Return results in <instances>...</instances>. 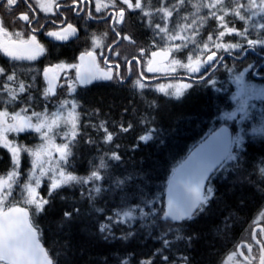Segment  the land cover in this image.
<instances>
[{
	"label": "trees",
	"instance_id": "1",
	"mask_svg": "<svg viewBox=\"0 0 264 264\" xmlns=\"http://www.w3.org/2000/svg\"><path fill=\"white\" fill-rule=\"evenodd\" d=\"M172 2L174 0H167L169 5ZM197 2L198 0H186L179 13H173L168 22L170 31L176 23L182 22V16L189 17L188 23L197 19L192 15L195 12L192 5ZM203 2L207 3L208 0ZM160 4L161 0H142L145 10H154ZM207 12L208 9L204 8L200 15L205 16ZM151 19L153 25L158 22L162 26L164 24L159 14H154ZM135 20L129 31L135 41L136 55L141 49L146 50L142 60L147 67L146 60L150 53L160 50L164 42L156 34L158 30L148 25L149 17L143 16L140 10L137 16L135 12ZM226 20L232 21L229 27L234 26L243 31L242 23L232 17L230 12ZM196 27L199 28L195 37L198 41H206L210 34L213 39L216 38L218 29L215 18L207 19L203 27L198 22ZM125 31L128 32V29ZM256 37L249 35V38ZM239 40L240 37L235 35L224 37L225 42ZM192 47L189 44L187 48L174 52V57L186 63L187 54ZM256 51L264 53L259 46ZM244 53L234 52L232 55L239 58ZM221 54L229 55H217ZM247 56L242 61L232 57L225 59V63L207 79L216 80L215 85L206 81H191L192 88L183 90L179 99L156 91L157 83L177 80L172 78L149 83V87L143 90V95L134 82L130 87L111 82H99L86 88L76 87L72 95L80 105L78 112L81 114V135L77 137L79 143L73 149L72 167L69 171H74L78 176H87L102 156L109 167L105 180L101 182L102 193L94 201L84 191V188L92 187L91 184L83 188H60L51 198L47 196L49 183L41 187L42 196L48 198L50 203L45 206L44 212L34 215L33 219L39 227V242L53 264H122L124 260H128L129 264H140V261L149 259L152 264H182V257H187L188 264H223L228 259L250 226L251 216L264 205V191H261L264 188V177L260 174V169L264 168V139L251 132L255 123H259V118L252 116V121H244V125L236 120L227 122V117L235 108L231 99L234 88L230 85V78L245 71L247 80L254 81L252 72L262 62L254 53ZM169 75L180 77L188 76V73L181 70L168 75L160 73L154 77ZM67 85L65 83L63 90L58 91L57 102L66 97ZM171 92L174 91L170 90ZM152 100L156 102L155 108H149L146 104V101ZM45 103H40V111L44 109ZM142 117H148L151 123H141ZM101 120L107 121L109 131L117 133L111 143L104 142L102 130L92 127ZM121 123L125 126L130 123L132 127L126 133L119 132L118 126ZM226 125L230 138L242 132L239 139L242 140V145H235L231 150L236 159L224 158L220 161L223 167L219 166L218 170L210 172L206 184L207 188L213 189V196L204 206V211L199 212L192 220L167 222L180 228L179 234L184 237L176 240L175 232L167 233L166 239L171 243L169 248L163 250V254L168 255V262L162 261L161 254L157 252V249L163 248V241L159 239L163 228L153 226L149 232L148 228L142 227L143 224L151 223L150 219H137L130 226L114 225V237L104 238L105 234L99 231L100 225L108 222L107 217L114 215L122 207L136 209L137 215L139 209L143 208L150 217L162 216L168 210L169 194L177 178L175 171L194 150L212 139ZM148 129H155L156 132L151 140L144 142L140 140V136L146 135ZM88 138L95 143H87ZM116 144H119L118 148ZM112 152L120 155V161L109 159ZM105 153L108 155L105 156ZM9 161L10 156L5 151H0V175L11 171ZM102 174H105L104 170ZM117 181L123 183L117 185ZM145 202L150 203L145 206ZM97 208L103 211H95ZM75 209H79V212ZM29 210L32 215L34 210ZM65 212L72 213L71 218L65 217ZM158 223L162 226L166 222ZM129 232L132 235L123 239Z\"/></svg>",
	"mask_w": 264,
	"mask_h": 264
},
{
	"label": "snow or ice",
	"instance_id": "2",
	"mask_svg": "<svg viewBox=\"0 0 264 264\" xmlns=\"http://www.w3.org/2000/svg\"><path fill=\"white\" fill-rule=\"evenodd\" d=\"M90 3L91 0H68L67 3H60V0H0V9H3L6 13L14 17L15 21H20L26 27L28 31V38L25 39V31L10 32L5 27L4 17L0 15V52L6 57H9L12 61H33L39 55L43 54L44 46L37 39L38 32H45L44 23L51 25H57V29L47 30L45 34L48 37H53L56 40H67L69 36H74L77 33V28L70 22H67V17L63 12L58 10L62 7L70 8L75 12L76 16L86 20H98L103 19L106 21L111 30L117 37L121 36V32L118 25L124 23L125 9L118 6L117 0H107L102 4L101 0H96L95 12L104 15L102 17H96L91 10L85 11V3ZM186 0H174L170 5L167 0H161L159 7L154 10H145L142 5V0H119L120 4L127 5L128 9H139L143 16L149 17L148 25L154 27L163 40L164 46L160 50L152 51L150 57L146 60V71L154 73L161 71L156 64V57L161 58V62L168 61L173 67L172 71H176L175 66H180L188 73V79H197L210 82L215 85L216 81L206 80V75L213 72L217 64L224 60L223 54L227 53L232 55L234 52L241 54L248 50L255 51L257 46L264 49V34H258L256 38H249V29L245 27L243 31L236 29L234 26L229 27V23L232 21L226 20L229 12L232 17L238 18L239 21H244L246 24H252L254 29L258 28L264 30V21H257L253 23V19L257 16L264 18V0H208L204 3L203 0H198L192 7L195 12L192 14L197 17L193 19L191 23H188L189 17L182 16L181 23H176L172 31L169 30L168 22L173 16L174 12L179 13L181 6L185 5ZM191 2V0H189ZM23 6L25 10L18 11L20 6ZM35 5V6H34ZM208 9L207 15L201 16L202 9ZM37 9L40 12L45 13L47 17L49 14L57 19L45 20L41 23L40 18L37 16ZM56 9V11H53ZM112 9V11H108ZM242 10H246L251 16L243 14ZM83 13V16L81 15ZM154 14H159L160 19L164 22L155 23L151 17ZM108 17H111L109 20ZM209 18H215L217 21L216 38L213 39V35H209L206 41H198L195 39L199 32V28L196 27L199 22L200 27ZM190 30L188 35H181L185 30ZM163 34V35H161ZM104 37L107 33L103 34ZM226 35H235L240 37L237 42H225L224 37ZM93 45L91 50H86L80 57V64L64 65L58 64L54 67L44 69L43 76L48 81L49 88L44 92V100L49 101L50 97L48 92L55 95L53 87V81L58 80V77L53 76L49 79V73L54 72L55 69L63 68H75L76 74L74 79H70L65 75V82L68 84V96L70 99L60 100L57 104V110L49 114L47 104H45L42 112H37L34 109L31 111V115H28L31 105L27 102L33 97L29 94L26 98L21 99L22 94L29 92L33 87L32 85H26L24 81H18L15 66L11 74L6 75V82L0 81V95L7 93V99L0 102V147L7 148L12 157V170L5 175H0V264H53L52 259L49 258L47 251L39 242V227L35 224L33 216L39 215L44 212L45 206L50 203L48 198L40 195L38 188L41 185V181L44 178L49 180V186L47 190V196L52 197L53 193L63 187L83 186L91 184L92 187L84 188V191L88 193V197L91 200H95L96 196L101 195L102 187L101 182L105 180L107 169L109 167L108 162L102 156L99 159V163L93 166L90 174L87 176H78L74 174V171H69L72 167L71 157L74 155L73 149L77 147L79 141L77 137L80 133V113L76 111L80 107L78 100L72 94L76 90L77 84L89 85L93 81H113L116 83H124L125 77L120 73V65L110 62L105 55V48L101 45V37L93 34ZM123 39L128 40L130 43H135L129 36H124ZM175 40H180V44L172 43ZM115 41L114 43H118ZM155 44V41H154ZM191 44L193 47L187 54V62H182L173 56V49L180 51L187 48ZM96 47L100 48L99 56L104 57L103 64L105 67H101L98 62ZM114 44L107 46V52L113 53ZM215 49V50H213ZM145 49L140 50V57H144ZM119 55L118 52L113 53ZM169 57L172 59L169 60ZM133 60H135V66L139 69L141 61L137 57H132L131 60L126 58L128 65V74L131 75L133 71ZM87 61V63H85ZM202 70H206L205 75H198L193 77L191 74H199ZM0 76H5V68L0 67ZM243 74L237 77L238 80H242ZM148 79L144 72L139 73V77L135 79V85L141 90L148 88L149 85L143 81ZM12 82V83H8ZM12 84H18L17 87H13ZM192 83H184L179 86L176 85H158L156 91L163 93L165 96L174 95L179 99L183 92L181 89L187 90L192 88ZM63 87V85H61ZM168 88H174V92H169ZM19 101L22 107L19 111H9V105L15 106ZM149 108H155V100L146 101ZM91 115V113H90ZM141 123H151L148 117H142ZM97 130H102L104 133V142L111 143L114 136L117 134L114 131H109L107 121L101 120L98 125H92ZM119 132H128L132 125L129 123L127 126L120 124ZM24 132H34L39 135L41 141L40 144L31 148L17 143L16 139H9V133H15L17 136ZM155 129H148L146 135L140 136V140L148 142L153 138ZM61 139V143H55L56 138ZM89 144H94L95 141L91 138L86 140ZM233 145L241 146L242 140L225 139L223 142L220 154L215 158L210 157L208 161L198 170L191 175L183 184L184 191L170 192L168 200V210L160 217L154 215L150 217L149 213L145 212L143 208L139 209V215L137 210L131 207H122L119 211H116L114 215L107 217V221L100 225L99 231L104 233L105 239L114 237L112 228L118 224H128L137 219L149 221L151 223L143 224L142 227H146L151 231L153 226L162 227L163 230L160 233L159 239L163 241V248L157 249V252L161 254L162 261L168 262V255L163 254V250L169 248L170 241L166 239L168 232L176 233V240L184 239L181 236L180 228L171 226L169 221L180 220H192L199 212L204 211V206L209 202L213 196V189L208 187L204 188V181L209 178V172L218 170L217 164L223 167L220 161L224 158L234 160L236 156L232 155ZM117 148L119 144L115 145ZM53 151L58 153V159H53ZM21 153H26L31 158V168L28 170V179L26 182L21 183L19 177L21 175L19 168L21 162ZM108 153H105L107 156ZM110 160L120 161L121 157L116 152H112L109 156ZM104 170L105 174H102ZM260 174L264 177V168L260 169ZM123 181H117V185L122 184ZM19 187V196L14 195ZM264 191V188L261 189ZM83 195V192H82ZM150 202H145V206ZM24 205V206H21ZM29 206L34 209V213L30 215ZM79 212V209H75ZM97 212L103 211V209H95ZM72 213L65 212L64 216L71 218ZM261 218H264V213H261ZM164 221L162 226L158 223ZM261 238H257L256 231L253 230L251 234L252 240L259 245V264H264V228L259 229ZM132 233L129 232L123 239H127ZM191 239V238H188ZM240 247H246L247 252L251 254L253 252L252 245L242 244ZM236 253H232L228 257L232 260ZM240 256H244L243 252H239ZM244 259L248 264H252V260L257 259L256 256H244ZM182 264H188L187 257L181 258ZM122 264H129L128 260H124ZM140 264H152V260H142ZM174 264V262H169Z\"/></svg>",
	"mask_w": 264,
	"mask_h": 264
},
{
	"label": "flooded vegetation",
	"instance_id": "3",
	"mask_svg": "<svg viewBox=\"0 0 264 264\" xmlns=\"http://www.w3.org/2000/svg\"><path fill=\"white\" fill-rule=\"evenodd\" d=\"M67 2H68V0H60V3H67ZM101 2L103 4L104 2H107V0H101ZM117 2H118L119 7H123L125 9L124 23L117 26L121 32L120 37H117L115 35V33L111 30V27L108 26V24L106 23L105 20L98 19V20L93 21V20L82 19L81 17L76 16L75 12H73L70 8L62 7L58 11L63 12L65 14V16L67 17V22L72 23L77 28V33L74 36H69V38L67 40H63V41L56 40L53 37H48L45 34V32L47 30L57 29V25H51L49 23H44V21L50 20V19H57L58 20V17H53L50 14L46 17L45 13L40 12L39 9H37L36 14L40 18L41 23H44L45 32H38L36 35H37V39L44 46V49H45L44 53L39 55L33 61H27V60H25V61H12L9 57H6L2 52H0V67L5 68V76H0V81L6 82V75L11 74V72L13 71V68L15 66V71L17 73L18 81H24V83L26 85H32L33 86L29 90V92H25L24 94H22L21 99H24L29 94H31V96L33 98L27 102L31 105V108H30L31 110L34 109L35 111L36 110L38 111L40 103L46 102L45 100H42L41 98H39L40 92L42 90L45 91L46 89L49 88V84H47V80L42 78L44 69L49 68V67H54L55 65H58V64H64V65L80 64L81 61H80L79 57L86 50H91L94 47L93 39H92L93 34H95V36H97V37H101L100 43L103 46L105 44V55L108 57L110 62H114L113 68H115L116 63H118L120 65V73H121V75H123L125 77L124 83H118L121 86L130 87L133 84L132 82H134L135 79H137L139 77L140 72H144V75L148 78V79H146V81H143L146 84L155 83L159 79H169L172 77H174L172 79L181 80L182 78L175 77L172 75H169L168 77H163V78L161 76L154 77L156 75V73L160 74V72L158 71V72H154V73H149L146 71V66H144V61L142 60L143 57H140V52H139V54L136 55L134 43H130L128 40L123 39L124 36H129L132 40V36H131L132 32L130 33L129 28H130L132 22H136L135 12H136V16H137L139 9H136V10L128 9L127 5L120 4L119 0H117ZM133 4H135V0H133ZM95 5H96V0H91L90 3H88V2L85 3L84 9H85V11L91 10L93 15L96 17H102L104 15V13L103 12L96 13L95 12ZM23 10H25V9L21 5L20 8L18 9V11H23ZM53 11H56V9H53ZM108 11H112V9H108ZM0 15H3L5 27H7V29L10 32L20 31L23 29L25 31L24 38L25 39L28 38V31L22 22L15 21V23H13L14 17L12 15L6 13L3 9H0ZM81 15L83 16V13ZM108 19L110 20L111 17H108ZM126 28L128 29V32L125 31ZM102 32L107 33L106 39L102 35ZM115 41H119V42L114 43ZM112 44H114L113 53L118 52L119 55H114L113 53L107 52V46L112 45ZM96 52H97V58H98V62L100 63V66L102 68L105 67V65L103 64L104 57L99 56L100 49L96 48ZM261 54H264V53H261ZM223 56H225V55H223ZM256 56H258V55H256ZM132 57L139 58L141 61V64H140L139 69H137L135 66L136 62H135V60H133V71H132V74L129 75L126 58L128 60H131ZM232 58H234V57H232ZM239 58H241V57H239ZM63 59H64V61H63ZM225 59H227V58H225ZM225 59L221 62V64L225 63L224 62ZM261 60L263 62V59H261ZM85 63H87V62L85 61ZM221 64L218 67H220ZM154 66H156V65H154ZM218 67H217V69H218ZM203 72H206V70H203ZM255 73L257 74L258 77L254 76ZM51 74L53 75V73H51ZM75 74H76V69L72 68L66 75L70 79H74ZM180 76L186 77L185 75L184 76L180 75ZM64 77H63L62 81H61V78H59L58 80H55V85H56L55 87H57V84H59L61 82H62L61 85H65L66 82H65ZM252 77L254 78V81L264 85V67L261 68V64L258 67L254 68V70L252 72ZM150 81H154V82H150ZM99 82L116 83L113 81L96 80V81H93L91 84L86 85V86L85 85H79V84H77V85L80 88H86V87L93 86V84H96ZM8 83H12V82H8ZM12 86L18 88V84H12ZM0 96H1L2 100L7 99V93L6 92L2 93V95H0ZM20 106H21V104L19 103V101H17V103L15 104V106H13V108L15 110H18V109H20L19 108ZM256 114H257L256 118H258L259 116L264 118V112H261L260 114L258 112ZM258 121L264 122V119L259 118ZM24 133H20L19 136L15 137L16 141H20V142L24 143V141L28 139V137H26L27 135H25L26 133L25 134ZM229 139H232V138H229ZM0 151H5L10 156L9 162H11V170H12L13 164H12V157H11L10 152H8V150L6 148H3V147H0ZM219 166H220L219 164L216 165L217 168ZM261 213H264V205L262 207H260L258 210H256L254 212V214L251 216L250 222H249L250 226L246 229V232L240 238V241L236 244L235 248L232 251V253L235 252L236 255L234 256V258L232 260L227 259V261H226L227 264H248V262L244 259V256H250V255L257 257V259L252 260V264H259V261H258L259 245H257L255 243V241L252 240L251 234H252L253 230H255L257 238H261V234H260L259 229L264 228V218H261V215H260ZM249 243L253 247V252L251 254H249L247 252L246 247H240V245H242V244H249ZM239 252H243L244 256H240ZM232 253L230 255H232Z\"/></svg>",
	"mask_w": 264,
	"mask_h": 264
},
{
	"label": "rangeland",
	"instance_id": "4",
	"mask_svg": "<svg viewBox=\"0 0 264 264\" xmlns=\"http://www.w3.org/2000/svg\"><path fill=\"white\" fill-rule=\"evenodd\" d=\"M241 2H244V0H241ZM257 2H259V0H257ZM242 12H243V14H245L247 16H251V14L248 13L246 10H242ZM237 20L239 21L238 18H237ZM257 21H264V18H262L260 16H257V17H255L253 19V23H255ZM240 23H242V25L244 26V28L247 27L249 29L250 34H252V35L258 36V34H264V30H261V29H258V28L254 29L252 27V24H246L244 21H240ZM189 32H190V30H187L186 29L185 32L181 33V35H188ZM164 43H163V46H164ZM172 43H174V44H180L181 41L180 40H175ZM96 48H99V47H96ZM104 48H105V44H104ZM262 51L264 52V49H262ZM174 52H176V51L173 49V56H175L174 55ZM170 59H172V57H169V60ZM155 60H156V64L155 65L161 69V71H159V72L162 73V74L168 75V74H171V73L179 72L181 70L182 71L183 70L186 71L184 68H182L180 66H175L176 67V71L173 72L172 71V67L173 66L170 63H168V61L161 62V58H159V57H156ZM263 62H261V65L263 64ZM71 69L72 68H63V69L57 68L52 73H53V76L58 77V79L61 78V81H62L63 77ZM203 73H206V72H203V70H202V72L199 73V74L193 73L191 75H193V77H195V76H198V75L203 74ZM158 74L159 73H156V75H158ZM242 74H243L242 80H238L237 79V77L240 76L241 74L235 75L232 78H230V85H232L231 87L234 88L233 94L231 96V99H232V102H234V104H235V108H234V111L231 114H229V116L227 117V122L231 123L234 120H236L240 124L242 122V124L244 125V121H248V122L249 121H252V119H253L252 116L257 115L256 113L259 112V114H260L261 112H264V85H262V84H260V83H258L256 81H250L249 82L247 80V77H246L247 73L245 71H243ZM186 77H188V76H186ZM42 78L45 79L44 76ZM184 83H193V82H191V81L188 82V81L182 80V79L181 80H169V81H166V82L164 81V82L157 83L155 85V88H156V86L161 85V84H164V85L171 84V85L179 86L180 84H184ZM47 84H48V81H47ZM61 84H62V82L59 83V84H57V87H55L56 85L54 86L55 87V93H56L55 95H52L51 92H48V95L50 97V100L49 101H46L45 104H47V107L49 106L48 108H50L48 110L49 111V114H51V113H53V112H55L57 110V104H58V102L56 100V95L59 94L58 91H60V90L62 91L63 90V87H61ZM77 87H78V85H77ZM66 90L67 89H65V91ZM167 90L169 92H170V90H173L174 91V88H168ZM183 90L184 89H181V91H183ZM44 92L45 91L42 90L41 93H40V97L39 98H41L42 100H44ZM61 99L62 100L63 99H70V97L68 96V92H67L66 97L65 98L62 97ZM0 102H2L1 96H0ZM22 106L23 105H21L20 107H22ZM8 107H9V111L10 112L13 111V109H12L13 108V105H9ZM0 110H2V108H0ZM78 110L79 109H76L77 112H78ZM15 111H19V109L18 110H15ZM31 111L32 110L29 109L28 115H31ZM42 111L38 110L37 112H42ZM253 113H255V114H253ZM258 118L264 119L261 116H259ZM255 124H256V126L251 131L252 134H258L260 136L259 137L260 139H264V122L263 121H260L258 124L257 123H255ZM225 128H227V125L224 126L222 129H219L216 132L215 135L219 134L220 132H224V131H227L229 133V131L226 130ZM25 133L24 134L27 135L26 137H28V139L25 140L24 143L23 142H20V141H17V143L23 144L24 146L29 147V148H31V147H33V146L38 145V144L41 143L38 134H36L34 132H25ZM241 136H242V132L239 133L238 135L236 134L235 137L232 138V140H239ZM8 137H9V139H13V138L17 137V134H15V133H9L8 134ZM229 138H230V133H229ZM61 142H62L61 139L59 137H57L55 143L59 144ZM207 143H208V141L206 143H204V145L207 144ZM204 145L201 146V147H199V148H197L196 150H194L193 154L184 162V164L180 168H178L177 171H175V174L174 175H176V176L180 175L179 173H181L184 170V168L194 158V156L197 154V152H199L204 147ZM234 146L235 145H233V147ZM58 156H59V154L58 153H55L53 151V159L54 160L55 159H58ZM30 168H31V158L26 153H21V162H20V168H19V171L21 173L19 179H20L21 183L27 181V179H28V170ZM207 180L204 181V188L205 189H207V184H206ZM47 183H50L47 178H44L41 181V185L38 188V191H39V193H40L41 196H42V194L40 192L41 191V187L47 185ZM14 195L17 196V197L19 196V187H17L16 191H14ZM21 206H24V205H21ZM29 208L32 209L30 206H29ZM226 261L227 260H225L223 264H227Z\"/></svg>",
	"mask_w": 264,
	"mask_h": 264
},
{
	"label": "water",
	"instance_id": "5",
	"mask_svg": "<svg viewBox=\"0 0 264 264\" xmlns=\"http://www.w3.org/2000/svg\"><path fill=\"white\" fill-rule=\"evenodd\" d=\"M249 53H254L255 55H258L264 61V54H260L256 50L255 51L248 50L247 52H245L243 54V56L241 58H237L233 55H231V56L225 55L224 59L229 58V57H234L237 60L242 61L248 57L247 55ZM220 64L221 63L217 64L215 70L217 69V67ZM263 67H264V62L261 65V68H263ZM211 73L206 75V80L211 76ZM254 76L258 77L256 73L254 74ZM52 77H53V75L51 73H49V79H51ZM172 78H174V77H172ZM180 78H182L183 80L189 81V82L190 81H195V82L204 81V80H197V79L189 80L187 77H181V76H180ZM144 81H146V80H144ZM154 81H150V82H154ZM54 86H55V80L53 81V87ZM54 90H55V87H54ZM225 139H229V133L227 131L220 132L219 134L215 135L214 138L210 139L208 141V143L205 144L204 147L199 152H197V154L188 163V165L184 168V170L181 173H179L180 175L177 176L175 183L173 184L174 186H173L171 192L184 191L183 190L184 182H186L187 179L191 175H193L198 170H200L201 167L208 161V159L210 157L215 158L216 156H218L220 154V149H221V146H222L223 142L225 141ZM169 196H170V194H169Z\"/></svg>",
	"mask_w": 264,
	"mask_h": 264
}]
</instances>
